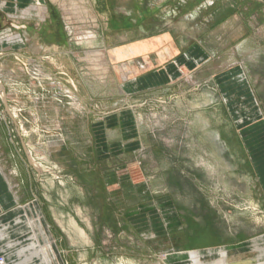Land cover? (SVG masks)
Masks as SVG:
<instances>
[{
	"label": "rangeland",
	"instance_id": "obj_1",
	"mask_svg": "<svg viewBox=\"0 0 264 264\" xmlns=\"http://www.w3.org/2000/svg\"><path fill=\"white\" fill-rule=\"evenodd\" d=\"M159 1L165 0H144V6ZM176 2L179 18L169 3L157 16L158 9L144 11L157 19L159 32L172 35L179 50L193 47L208 59L192 71L179 66L173 81L129 97L118 95L117 84L113 98H105L111 90L99 83L91 90L96 95L93 113L99 120L115 119L113 136L107 137L114 145L112 157L97 156L100 138L85 133L27 136V114L10 102L9 89L7 101L0 94L5 172L15 177L14 183L33 181L30 198L49 193L47 210L62 259L56 262L51 243L52 264H264V9L257 10L259 3L251 7V0H219L208 9L202 6L207 0ZM45 4L43 23L22 22L33 38L31 50L39 44L38 34L46 45L67 50L63 29L77 41L109 33L120 45L117 36L128 32L123 25L127 14L141 11V0ZM200 7L202 18L192 19L193 24L182 17ZM135 20L140 29L141 19ZM205 20V29L190 41L185 34L196 33L192 26ZM47 53L13 59L19 79L27 81L33 101L48 96L59 108L84 116L90 107L77 91L58 84V77L69 86L70 80L53 69ZM95 59L96 69L82 75L100 80L104 63ZM11 62L0 60V80L9 78ZM26 139L36 145V156ZM125 143L129 151L122 152ZM43 145L51 151L49 166L41 163ZM16 167L19 174L11 175ZM62 198L77 200L65 203ZM38 246L46 245L38 240L33 253ZM39 262L36 258L33 264Z\"/></svg>",
	"mask_w": 264,
	"mask_h": 264
},
{
	"label": "crops",
	"instance_id": "obj_2",
	"mask_svg": "<svg viewBox=\"0 0 264 264\" xmlns=\"http://www.w3.org/2000/svg\"><path fill=\"white\" fill-rule=\"evenodd\" d=\"M187 1L183 0L182 3H186ZM218 1L207 0L202 6L208 9L209 5L213 4L212 7H214V4ZM251 1V7L255 6L253 4L259 3L260 7L255 6L257 10L260 8L264 9L263 0ZM175 2L176 0H165L164 3L159 1L147 7L151 8L152 11L158 9V13L155 14L157 16L164 13L162 9L167 8L166 4L169 3L170 10L175 9V17L179 18L181 15L178 16L177 12H179L180 7H177V2ZM192 2H200V0H192ZM32 3H34L32 0H0V60L8 58L13 61L9 67V78L2 76L1 81L6 89H9L10 102L17 107H21L25 114H27L28 124L26 123V134L31 138L41 136L42 134L43 136L55 135V133L61 136L78 134L80 136L82 133H85L84 135L89 138H100L101 147L99 149L96 146L95 151L97 156H100L101 159L107 158L108 155L112 157L115 151L114 145L107 141V137L108 135L109 137L113 136L112 129L115 119L113 116H106L99 120L98 114L93 113L94 111H92L91 106L95 103L96 95L91 90L99 87L96 86L99 83L100 87L102 86L106 90L108 88L111 90L109 94L107 92L105 98H113V85L117 84L118 95L129 97L133 93L143 92L159 87L163 85L162 83L173 81L178 76L177 68L179 66H185L192 71L196 65H202L208 59L207 53L195 51L193 47L190 49L185 48L183 51L179 50L170 33L164 34L159 32L156 26L157 19L152 18L151 13L148 14L149 12L144 11L147 8L144 6V0H141V11L138 10L136 13L127 14L123 25L127 27L128 32L117 36L121 41L120 45H114L115 37L110 36L109 33H106L104 37L103 34H96L93 38L94 40L88 38L85 41H77V39H73L70 31L67 32V29H63L62 35L67 44L65 47L68 46L67 50L59 51L57 45H46L44 43L45 39L41 34L37 35L39 44L34 48L35 50H31L29 45L33 38L27 24L22 22L36 20L43 23L47 19L46 15H48L45 0H43V6L46 9V14L43 18L34 19L22 15L25 9L21 8H27ZM7 5L9 6L8 10H6ZM202 8L200 7L182 17L188 18L190 23L193 24L192 19L202 18L200 13ZM11 10L13 12L9 13ZM260 15H264V13ZM136 18L141 19L140 29L134 27L135 23L133 21H138L135 20ZM13 19L17 21L14 22L15 20ZM207 21L200 22L201 25L192 26V29L196 33L192 31L190 34H185L186 37L192 41L195 35L202 33L207 25ZM177 35L175 33L174 37L176 38ZM43 46L48 48V50L49 48L53 49L47 51ZM95 50L103 51L105 54L103 60L99 61L101 64L104 63L105 69V75L100 80L96 76L94 78H87L85 76L90 73L91 68L96 69L98 65L95 55L92 54L96 52ZM46 52L52 58L53 69H57L58 74H67L70 80L69 86V82L60 80L61 77H58V84L75 90V92L77 91V93H73L77 94L79 99L90 107L84 116H77L71 111L59 108L52 101L53 99L51 100L48 96H42V100L40 101H33L30 91H27L29 89L27 81L19 79L18 63L13 59L33 58L36 54L45 55ZM124 68L127 72L126 78H124L123 74ZM47 70L53 73L51 67H48ZM83 73L85 75H82ZM47 89L50 88L47 87ZM53 125H56V128ZM2 141L3 138L0 133V150L2 149ZM25 144L31 151L32 156L35 155L37 148L33 140L26 139ZM122 146V152L129 151L128 143ZM42 147L44 148L42 149L43 157L41 163L47 166V163H49L47 158H50L51 151L49 145H43ZM55 151L58 152L57 150L53 152L56 153ZM5 169L6 165L3 163L0 155V256L4 258L5 264H33L36 258H40L39 264H52L48 253L52 249L51 243L55 245L54 239L56 238L53 224L49 219L50 213L47 210L46 201L50 199L49 193L46 192L45 196H39L36 199L30 198V193H33V181L29 180V183L21 182V184L14 183L15 177L10 176L9 178ZM18 174V167H16L13 169L11 175L15 176ZM70 199L77 200L76 198ZM70 199L62 198L61 200L66 203ZM30 201L31 203L29 204ZM63 207L66 210V206L64 205ZM71 214L80 215V212L78 214ZM62 216H65V214H62ZM38 240L42 242V246L46 245L45 249L38 246L36 252L33 253L31 248L35 244L38 245ZM56 252L58 259L56 262L60 261L61 263V255L57 249Z\"/></svg>",
	"mask_w": 264,
	"mask_h": 264
},
{
	"label": "bare ground",
	"instance_id": "obj_3",
	"mask_svg": "<svg viewBox=\"0 0 264 264\" xmlns=\"http://www.w3.org/2000/svg\"><path fill=\"white\" fill-rule=\"evenodd\" d=\"M34 3H32V5L28 6L27 8H24V12L22 13L25 17H30L31 16V13L33 12L34 16H36V18H43L46 14V9L43 7V3L41 0H32ZM36 3V4H35ZM35 4V5H34ZM84 18V17H83ZM40 20V19H39ZM7 36V35H6ZM5 37V36H4ZM11 39V38H10ZM96 51V50H95ZM93 55H97L99 56V59L100 60H103V57H104V52L103 51H96L94 53H92ZM3 90V91H2ZM0 94H2V97H4L7 101V95H6V87L5 85L3 84V82L0 80ZM14 113H10V115L15 118V116H13ZM15 115V114H14ZM17 124V123H16ZM36 167H38L37 165H35ZM52 172V171H51ZM54 174V173H53ZM54 176H56L54 174ZM0 264H5L4 262L3 263H0Z\"/></svg>",
	"mask_w": 264,
	"mask_h": 264
},
{
	"label": "built area",
	"instance_id": "obj_4",
	"mask_svg": "<svg viewBox=\"0 0 264 264\" xmlns=\"http://www.w3.org/2000/svg\"><path fill=\"white\" fill-rule=\"evenodd\" d=\"M0 263H3V260L2 259L0 260Z\"/></svg>",
	"mask_w": 264,
	"mask_h": 264
}]
</instances>
